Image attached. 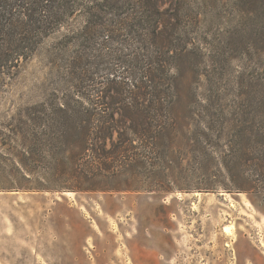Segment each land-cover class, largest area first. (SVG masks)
Returning <instances> with one entry per match:
<instances>
[{
	"label": "rangeland",
	"instance_id": "obj_1",
	"mask_svg": "<svg viewBox=\"0 0 264 264\" xmlns=\"http://www.w3.org/2000/svg\"><path fill=\"white\" fill-rule=\"evenodd\" d=\"M160 9L163 77L181 92L176 130L142 151V165L106 168L91 152L74 155L60 108L71 97L87 106L86 89L61 65L74 48L54 55L52 36L0 71V141L10 143L0 147V264H264V194L238 188L242 168L259 162L242 158L240 135L264 134V0H163ZM84 21L70 19L72 29ZM122 34L110 56H87V89L132 80L139 35ZM21 121L37 133L39 149L27 156L11 132Z\"/></svg>",
	"mask_w": 264,
	"mask_h": 264
},
{
	"label": "trees",
	"instance_id": "obj_2",
	"mask_svg": "<svg viewBox=\"0 0 264 264\" xmlns=\"http://www.w3.org/2000/svg\"><path fill=\"white\" fill-rule=\"evenodd\" d=\"M162 2L163 0H0V71L10 70L30 60L45 40L52 36L59 39L52 48L54 55H63L74 48L68 61L61 65L65 70L66 81L77 83L86 89L87 106H79V101L71 97L73 103L65 102L60 107L70 120L64 133L69 137L68 143L73 148L74 155L76 149L82 156L91 152V156L99 164L110 166L106 168L139 166L146 162L143 150H154L161 144L162 136L176 130L173 115L181 91L176 83L167 85L163 77L165 59L160 44L162 32L157 27L159 19L164 16L160 9ZM75 18H83L85 21L80 28L72 29L70 19ZM134 25L143 27L144 33L133 30ZM63 29L66 30L65 33L62 32ZM123 30L139 35L134 38V54L137 56L129 72L132 80L125 83L114 76L99 88L87 89L92 86L87 83L91 80L87 74L89 64L92 65L87 59L90 52L99 51L101 55L110 56L105 50L111 49L118 42L123 36ZM101 39L103 43H99ZM154 46L157 48L149 50ZM139 50L151 51V54L143 53L146 59L141 60ZM109 89L115 91L116 95L107 94ZM92 91L99 98L92 97ZM115 113L121 115V121L115 119ZM28 118L33 119L29 114ZM21 122L11 132L21 138V154L27 156L30 149H39V145L32 139L37 133L30 129L28 123ZM115 132L121 138L118 141L112 139L108 143L106 136L112 138ZM130 135H136L139 139L136 141ZM240 141L242 158L259 162L242 168L243 184L238 188L264 194V134L256 137L243 133ZM109 144L113 152L103 155L101 151H105ZM4 146H10V143L0 141V147ZM21 165L23 170H30L28 165ZM236 169L237 167H229V170Z\"/></svg>",
	"mask_w": 264,
	"mask_h": 264
},
{
	"label": "bare ground",
	"instance_id": "obj_3",
	"mask_svg": "<svg viewBox=\"0 0 264 264\" xmlns=\"http://www.w3.org/2000/svg\"><path fill=\"white\" fill-rule=\"evenodd\" d=\"M71 192H66V194H70ZM196 195L198 194V193H195ZM243 198V200L246 202V203H248V200H247V198L246 197H242ZM233 229H234V225H227L223 230H224V232H226L228 235H233V233H234V231H233ZM228 245V244H227Z\"/></svg>",
	"mask_w": 264,
	"mask_h": 264
}]
</instances>
